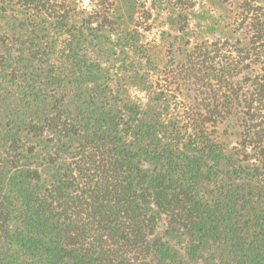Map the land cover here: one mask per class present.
Listing matches in <instances>:
<instances>
[{
    "label": "trees",
    "instance_id": "1",
    "mask_svg": "<svg viewBox=\"0 0 264 264\" xmlns=\"http://www.w3.org/2000/svg\"><path fill=\"white\" fill-rule=\"evenodd\" d=\"M0 264H264V0H0Z\"/></svg>",
    "mask_w": 264,
    "mask_h": 264
}]
</instances>
